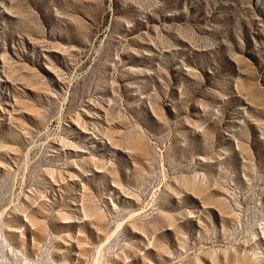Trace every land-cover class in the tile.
Masks as SVG:
<instances>
[{"label": "rangeland", "instance_id": "rangeland-1", "mask_svg": "<svg viewBox=\"0 0 264 264\" xmlns=\"http://www.w3.org/2000/svg\"><path fill=\"white\" fill-rule=\"evenodd\" d=\"M0 264H264V0H0Z\"/></svg>", "mask_w": 264, "mask_h": 264}]
</instances>
